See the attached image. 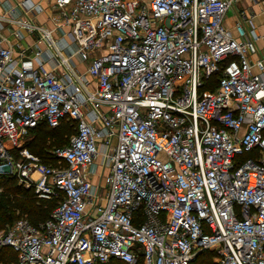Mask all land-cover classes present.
<instances>
[{
    "label": "built area",
    "instance_id": "obj_1",
    "mask_svg": "<svg viewBox=\"0 0 264 264\" xmlns=\"http://www.w3.org/2000/svg\"><path fill=\"white\" fill-rule=\"evenodd\" d=\"M51 1L54 27L29 24L50 46L28 53L0 37V175L56 203L2 228L0 245L19 264H189L210 247L216 264H264L257 12L238 9L230 28L233 0ZM61 118L76 129L45 162L28 131Z\"/></svg>",
    "mask_w": 264,
    "mask_h": 264
},
{
    "label": "trees",
    "instance_id": "obj_2",
    "mask_svg": "<svg viewBox=\"0 0 264 264\" xmlns=\"http://www.w3.org/2000/svg\"><path fill=\"white\" fill-rule=\"evenodd\" d=\"M216 82V75L205 82V86L211 88ZM75 122L61 118L54 126L45 120L39 121L28 131L25 145L45 162L55 163L56 156L50 147L63 146L68 142L69 136L75 131ZM0 230L5 228L15 218L26 216L32 223L44 220L50 209L56 203L55 198L43 199L34 195L31 187H25L17 182L15 175H0ZM213 249L199 251L189 264H216L212 257ZM118 260V261H117ZM0 264H19L17 253L8 245H0ZM98 264H130L118 258H111L107 262ZM134 264H144L141 256H138Z\"/></svg>",
    "mask_w": 264,
    "mask_h": 264
},
{
    "label": "rangeland",
    "instance_id": "obj_3",
    "mask_svg": "<svg viewBox=\"0 0 264 264\" xmlns=\"http://www.w3.org/2000/svg\"><path fill=\"white\" fill-rule=\"evenodd\" d=\"M30 1L32 3L27 4V1L25 2V0H0V37H2L5 42H9L15 47L19 45L27 48L28 53H32L37 47V45L41 47L50 46L45 40V37L42 36L43 32H41L37 28H32L31 26H29V24L32 23L43 28L52 29L54 27V20L56 21L58 16L57 10L54 9L53 4L51 7L52 11L43 14V12H39L36 8L38 2L41 3V0ZM249 5L251 7H255L254 11L260 14V19L258 20L260 22H255V32L259 34L263 33L264 31L261 29L262 26H264L263 0H233V3L228 9V11L232 13L233 17H235V10L237 8L239 9L240 7H242L244 10L246 9V11H248L251 8ZM260 25H262L261 28L259 27ZM51 35H53V38L55 39L61 36L58 29L53 30L51 32ZM65 38L66 43L65 46H62L61 44V50L67 55L69 54L67 42L72 45H75V42L72 41L70 37L65 36ZM39 39L41 40V42H38ZM60 146L62 145L60 144ZM55 147H50V149L52 148V153ZM100 162V159H96L95 163L97 167H100ZM105 171V168H99L96 172V181L98 186H101L103 184V177ZM208 249H213V251L215 252V255L212 257V260H214L216 263L217 255L215 249L213 247H210Z\"/></svg>",
    "mask_w": 264,
    "mask_h": 264
},
{
    "label": "crops",
    "instance_id": "obj_4",
    "mask_svg": "<svg viewBox=\"0 0 264 264\" xmlns=\"http://www.w3.org/2000/svg\"><path fill=\"white\" fill-rule=\"evenodd\" d=\"M50 5V6H49ZM250 6V5H249ZM52 1L51 0H41V3L38 2V5L36 6L37 10L39 12H43V14L45 13H49L52 11ZM251 7V6H250ZM255 7H251L248 11L250 10H254ZM239 9H243L242 7H240ZM238 8L235 10L237 12ZM244 10V9H243ZM54 11V10H53ZM246 11V9L244 10ZM236 16L233 17L232 13H230L229 11L226 12V15H225V19H224V22L225 24L232 28V25L234 24V21L236 20L237 18V14H235ZM260 19V14L257 13V16L255 17V22H260L258 21ZM262 25H260L259 27L261 28ZM258 27V28H259ZM263 31H264V26H262L261 28ZM261 30V31H262ZM262 31V32H263ZM61 34V33H60ZM66 37H69V36H66ZM65 38V37H64ZM66 39V38H65ZM65 41V40H63ZM70 55H71V63L78 69V70H84V68L86 67V61L82 60L80 58L79 55H77L76 53L72 52V50L70 49ZM46 63L50 66L52 63H53V59H48L46 58ZM54 65V64H53ZM50 67H55V66H50ZM57 68V67H56ZM57 72H60V68H57L56 69Z\"/></svg>",
    "mask_w": 264,
    "mask_h": 264
}]
</instances>
